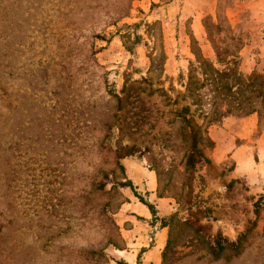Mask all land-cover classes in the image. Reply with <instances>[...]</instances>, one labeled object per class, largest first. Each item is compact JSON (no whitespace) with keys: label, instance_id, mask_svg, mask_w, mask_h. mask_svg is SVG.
<instances>
[{"label":"rangeland","instance_id":"rangeland-1","mask_svg":"<svg viewBox=\"0 0 264 264\" xmlns=\"http://www.w3.org/2000/svg\"><path fill=\"white\" fill-rule=\"evenodd\" d=\"M0 264H264V0H0Z\"/></svg>","mask_w":264,"mask_h":264},{"label":"trees","instance_id":"trees-1","mask_svg":"<svg viewBox=\"0 0 264 264\" xmlns=\"http://www.w3.org/2000/svg\"><path fill=\"white\" fill-rule=\"evenodd\" d=\"M215 74H217L218 76H220V77H223V76H228V74L226 73V72H215ZM122 187H131V184L130 183H123L122 184ZM147 208H148V210L152 213V212H154V209H153V206L152 205H150V204H144ZM153 214V213H152ZM239 243H236V244H234V243H231L230 245L232 246V247H234L235 249H237L239 246H237Z\"/></svg>","mask_w":264,"mask_h":264}]
</instances>
